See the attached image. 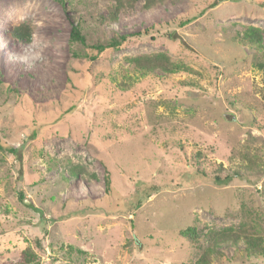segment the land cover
Returning a JSON list of instances; mask_svg holds the SVG:
<instances>
[{"label":"rangeland","instance_id":"obj_1","mask_svg":"<svg viewBox=\"0 0 264 264\" xmlns=\"http://www.w3.org/2000/svg\"><path fill=\"white\" fill-rule=\"evenodd\" d=\"M146 1L101 22L115 0H0V136L16 150H0V264L187 263L189 226L261 236L264 248V0ZM82 17L87 45L149 35L89 60L68 43ZM23 21L29 43L10 36ZM249 26L262 50L238 42ZM157 53L187 69L128 70L126 57ZM195 170L239 175L218 185ZM146 184L157 187L147 197ZM243 247L221 243L210 264H264Z\"/></svg>","mask_w":264,"mask_h":264},{"label":"trees","instance_id":"obj_2","mask_svg":"<svg viewBox=\"0 0 264 264\" xmlns=\"http://www.w3.org/2000/svg\"><path fill=\"white\" fill-rule=\"evenodd\" d=\"M60 3H63V0H58ZM156 0H147L145 3V6L148 7L152 3H154ZM214 3V2H213ZM213 3L209 6H205L201 8V11L197 13L194 16H186L183 18H178L176 21V26L181 27L188 22L192 21L194 17L199 16L205 8L213 6ZM123 6V0H115V2L110 6V9L108 11L107 16H101L98 15L99 21L103 22L108 19L114 20L117 16V13L119 9ZM87 30L88 25L86 24L85 20L80 18L75 23H72L69 30L68 35V43L71 44H80L82 46H87L88 48L92 49L93 52L88 53L84 55L85 58L89 60H94L97 55H99L103 50L111 48V49H117L119 48L129 37L132 36H138L139 34H146L149 35V30L145 29L143 31H138L135 33H129V34H117L114 33L112 36L108 38L100 39L97 37L92 44L87 45L86 39H87ZM162 36H165L166 38H173V29H167L161 32ZM32 27L27 22L23 21L20 22L17 25H14L10 29V36L15 39L16 41L22 42V43H29L32 38ZM238 42L247 45L250 47H256L261 48V42H262V36L260 31L255 27H247L244 29L242 34L238 35ZM149 38L152 40L154 39L153 35H150ZM260 60L256 64L258 68L264 70V50L260 53ZM126 60L128 62V70L130 69V72L137 73L140 76H143L147 73L153 72L156 69H159L167 74L174 73L178 71H182L184 69H187L185 66H183L180 63H176L172 61L165 53H157L153 54L151 56H146L145 54H139L133 57H126ZM131 75L130 73L123 74L122 78L118 83H120L122 86H126V83L130 81ZM127 81V82H126ZM192 85V84H191ZM7 90V91H6ZM9 87L3 83V81L0 78V94L3 93H9L10 91ZM0 150H5L7 152H10L12 154L16 153V150L10 146L3 144L1 142V136H0ZM193 175L196 177V179L200 181H212L218 185H225L229 183L233 177L238 176L239 173L237 171H234L232 173H227L223 176H219L217 174L213 176L207 175L203 171L195 170ZM109 180L106 176L105 180V187L108 189ZM157 187L154 184H146L143 188V194L145 197L151 195L156 191ZM142 195L137 198L136 200V206L140 205ZM179 234L183 236L184 238L188 239L196 248L197 255L195 258L187 263L182 264H210L214 259H216L218 256H221V252L218 250V245L221 243L231 240L235 244L237 243V240L239 238L243 239L244 242V253L246 256H256L264 252V248L262 245V237H254L252 234L242 233L240 235V232H236L232 228H221V229H210L206 231V228H198L195 226H189L185 228L184 230H180ZM31 255V256H30ZM36 256L30 252H26L25 260L29 263L34 262L36 260Z\"/></svg>","mask_w":264,"mask_h":264}]
</instances>
